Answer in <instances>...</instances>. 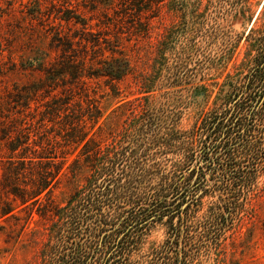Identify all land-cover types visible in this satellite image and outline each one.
Listing matches in <instances>:
<instances>
[{
	"label": "rangeland",
	"instance_id": "obj_1",
	"mask_svg": "<svg viewBox=\"0 0 264 264\" xmlns=\"http://www.w3.org/2000/svg\"><path fill=\"white\" fill-rule=\"evenodd\" d=\"M263 4L264 0H0V264H42L40 251L47 239L51 235L53 242L57 239L60 223L56 209L84 186L90 173L81 163L70 172V162L82 148L86 147V156H90L97 143L99 154L106 147L110 152L112 145L125 144L136 136L140 116L145 117L154 102L162 107L165 117L180 106L176 128L188 130L203 112L218 107L221 100L214 104V97L221 85L242 84L253 53L245 36L251 27L264 25ZM67 14L79 17V22L66 23L60 18ZM80 22L85 23V29ZM60 31L99 39V45L88 47L84 55L121 53L130 70L119 81L88 79L87 86L81 88L86 94L75 95L69 112L56 117L45 105L64 98L59 88L51 92L43 88L30 96L26 106H22V98L27 94L21 93L24 96L18 99L30 83L41 85V72L28 68L24 60L28 56L47 57V62L53 59L58 50L50 43ZM192 44L198 50L190 56ZM204 60H210L209 64L201 65ZM178 64H186L191 71L183 77L174 76L172 67ZM176 83L180 85L173 87ZM196 83L206 85V90L188 104L187 87ZM149 84L153 91L148 97L145 89ZM79 115L83 118L80 136L87 132L86 139L92 138L87 145L85 140L73 143L63 139L66 120H76ZM79 157L85 159V155ZM148 159L166 168L183 158L175 152L161 153L156 147L148 151ZM203 170L208 186L205 192L204 188L197 190L201 183L197 181L187 188V201L179 213L187 220L180 230L172 229L178 218L175 211L161 212L141 228H126L129 234L142 236L132 261L176 264L183 248L188 255L181 264H264V173L233 222L214 239L211 220L218 215L217 205L228 196L213 192L214 176L204 167L198 173L196 170L191 182ZM40 176L47 187L29 199L26 194L35 190ZM10 189H17V194ZM176 231L179 237H175Z\"/></svg>",
	"mask_w": 264,
	"mask_h": 264
},
{
	"label": "trees",
	"instance_id": "obj_2",
	"mask_svg": "<svg viewBox=\"0 0 264 264\" xmlns=\"http://www.w3.org/2000/svg\"><path fill=\"white\" fill-rule=\"evenodd\" d=\"M260 12L264 15V4ZM60 18L66 23L79 22V17L68 14ZM72 18L76 20L72 21ZM80 23L85 29V23ZM60 34L61 31L52 37L50 45L58 53L49 62L47 57L28 56L24 60L23 64L28 68L41 72L38 80L41 85L30 83L29 87H24L20 92L18 99L21 101L24 96L21 93L27 94L22 98V106H26L32 99L30 96L43 88H48V92L59 88L64 98H56L52 104L45 105L46 110H50L48 113L56 117L69 112L75 95L86 94L81 88L87 86L88 79L119 81L130 70L128 59L121 53L117 56L111 51L108 56H104V53L97 55L95 51L91 57L84 55L88 47L99 45V39L93 41L67 32ZM245 40L253 51L245 81L238 85L226 82L225 88L226 84L221 85L214 97V104L221 100L218 107L203 112L190 129L180 131L176 128L181 114L180 106L165 117L162 107H157L154 102L147 108L148 114L140 116L136 136L124 141L125 144L117 148L112 145L110 152L106 147L99 154L100 144L97 143L91 157L86 156V147L82 148L79 155H85V159L82 161L79 155L73 158L70 172L81 163L90 169V173L84 186L75 190L64 206L56 209L55 215L60 223L56 230L57 239L53 242L52 235L47 239L45 247L40 251L42 264H138L131 258L137 255V244L142 236L129 234L126 228H141L146 223L154 222V216L161 212L175 211L178 218L172 229L180 230V226L187 220L179 215L180 207L187 201V188L197 181H201L197 190L204 188L205 192L208 186L204 170L191 182L196 170L198 173V169L203 167L210 176H214L211 183L213 192L228 196L226 201L217 205L218 215L211 220L214 228L212 235L214 239L219 238L221 231L233 222L235 215L244 206L245 198L255 190L257 178L264 173V25L251 27ZM229 44L232 46L231 42ZM196 50L198 47L192 44L188 54L191 56L190 53ZM183 61L185 63L186 60ZM209 61H200V64H209ZM178 65L172 67L176 77H183L191 71L186 68V64ZM166 69L171 67L166 66ZM152 77H156L155 72L150 77L151 84L155 81ZM151 84L145 89L148 97L149 92L153 91ZM179 85L176 83L172 86ZM205 90L204 84L189 85L188 104ZM180 104L183 105V101ZM79 117L66 120L63 139L73 143L85 140L84 145H87L92 142V138L86 139L87 132L80 136L83 118ZM156 147L161 153L175 152L183 159L166 168L160 162H149L148 151ZM199 162L201 165L197 166ZM39 178L35 190L26 194L29 199L47 187L42 177ZM39 181L43 185H39ZM10 190L17 194V189ZM169 223L172 224L171 218ZM114 227L118 230L115 234L112 231ZM52 228L53 225L49 230ZM120 233L122 235L119 237ZM174 235L179 237V231ZM182 249L181 259L177 260L180 264L188 255ZM178 254L176 252L175 257Z\"/></svg>",
	"mask_w": 264,
	"mask_h": 264
}]
</instances>
